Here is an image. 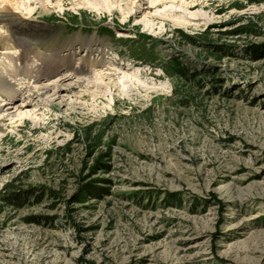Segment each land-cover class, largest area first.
<instances>
[{
  "label": "rangeland",
  "instance_id": "1",
  "mask_svg": "<svg viewBox=\"0 0 264 264\" xmlns=\"http://www.w3.org/2000/svg\"><path fill=\"white\" fill-rule=\"evenodd\" d=\"M118 1L0 0V72L23 46L111 74L0 85V264H264V2Z\"/></svg>",
  "mask_w": 264,
  "mask_h": 264
},
{
  "label": "bare ground",
  "instance_id": "2",
  "mask_svg": "<svg viewBox=\"0 0 264 264\" xmlns=\"http://www.w3.org/2000/svg\"><path fill=\"white\" fill-rule=\"evenodd\" d=\"M99 1V3L104 7L103 8V11L105 10V11H107L108 13H110V14H112L113 13V15L115 14L114 12H113V10L116 8V9H118L119 11H120V13H121V9L123 8L122 6H121V4L119 3V1L117 0V2H116V0H98ZM143 0H140V2H142ZM176 1V0H175ZM139 2V3H140ZM185 2V1H184ZM193 2H191V3H189V4H186L185 3V6H187V8H190L191 6H193L194 4H192ZM6 5L2 8V9H0V19L2 18V17H6V18H8V19H10L9 21H11V20H17V19H23L21 16H19L18 14H15L12 10H10V7H8V5H7V3H5ZM156 4H157V2H152L151 3V6L153 7V8H155V6H156ZM194 7V6H193ZM107 9V10H106ZM139 9V8H138ZM147 10H149V11H151L149 8L147 9ZM100 11H102V10H100ZM133 9H129V15L130 14H132L133 13ZM144 11L145 10H141V9H139V10H137V12H135L134 14H133V16L132 17H136V16H138V15H140V14H143L144 13ZM143 12V13H142ZM174 14L176 15L177 14V12L175 13L174 12ZM180 14V13H179ZM35 15V14H34ZM125 15V9L123 8V12L121 13V16H122V18H123V16ZM178 15V14H177ZM129 17V16H128ZM189 18H191V19H195V17H189ZM2 20V19H1ZM27 20V19H26ZM25 20V21H26ZM3 21V20H2ZM7 21L8 20H6L5 21V24L7 23ZM8 21V22H9ZM19 21V20H18ZM30 20H28V22H29ZM1 22V21H0ZM13 22V21H12ZM11 22V23H12ZM2 23V22H1ZM23 23V22H22ZM26 23V22H25ZM10 24V23H9ZM18 25V24H17ZM31 25V24H30ZM37 25V24H36ZM10 26H12V25H10ZM33 26V25H32ZM8 26H7V29L6 30H8ZM16 28V27H15ZM19 27H17V29H18ZM20 28H21V26H20ZM19 28V29H20ZM36 28V27H35ZM29 29V28H28ZM27 29V30H28ZM33 29V28H32ZM24 31V30H23ZM7 32V31H6ZM16 32V31H15ZM15 32H14V34H15ZM18 32V31H17ZM20 32V31H19ZM22 33V32H21ZM12 34V33H11ZM24 35H25V33H24ZM28 35V34H27ZM20 36H22V35H20ZM8 37V36H7ZM26 37V36H25ZM17 38V37H16ZM27 38V37H26ZM10 39V38H9ZM5 42H6V38H5V36L4 35H2V34H0V49H3V47H4V45H5ZM25 45H27L28 47H30V45H29V43L27 42V41H22ZM19 43V42H18ZM76 43V42H75ZM20 44V43H19ZM15 45H16V43H15ZM18 45V44H17ZM24 45V46H25ZM33 45V44H32ZM22 48V50H21V52L19 53V54H15V55H7L6 56V58H8V64H6V63H3V66L5 67V66H7V67H5V69H4V71L2 72H0V85H1V87L3 88V90H4V88H6V89H9L10 87H9V85L10 84H8V82H7V78H8V76L9 77H11V78H14L15 77V75L17 74V73H19V72H21V73H23L22 75H25V77H28V78H30V79H34L35 80V83L36 84H39V83H42V82H44V81H49L50 80V83H53L52 85L54 86V89L56 90V92H54L53 94H59V95H62V93L64 94V93H66V94H68L69 93V95L70 94H75V95H78V94H82V93H78V90L81 88V89H83V90H85L86 89V91H87V88L89 87L86 83H91V84H94V85H99L98 84V81L100 80V81H104L106 78L110 81L111 80V78H110V75L107 73L108 71H104V70H102V69H97V71H95L94 72V74H92L93 76H89L88 74V72H87V70L86 69H80V70H78V68H79V66H76V67H71L70 66V68H69V59H70V57H69V59L67 58V60L66 59H63L62 58V56L59 58V57H56L55 55H54V53L53 54H50V55H45V56H42L41 54H36L35 53V55H36V57H35V59H36V63H35V61L33 60V58L32 57H30L31 55H33V54H29V52H31V51H29L28 52V50H30V49H24V47L22 46L21 47ZM89 48V47H88ZM99 50V49H98ZM58 51V50H57ZM60 51V50H59ZM35 52V51H34ZM53 52V51H52ZM15 53H17V52H15ZM33 53V52H32ZM56 53V52H55ZM63 53V52H62ZM5 54V53H4ZM9 54V53H8ZM34 55V56H35ZM117 55L119 56V54H117L116 53V58H117ZM40 56V57H39ZM59 56V55H58ZM81 57V59L80 60H82V61H84V63L85 62H87V58L86 59H83L82 58V56H80ZM79 57V58H80ZM88 57V56H87ZM91 57H92V55H91ZM3 58V57H2ZM6 58H5V60H6ZM32 58V59H31ZM72 59V58H71ZM4 60V59H3ZM108 60V59H107ZM121 61H123V59H120ZM1 61V60H0ZM89 61V60H88ZM39 62V64H37ZM94 62L96 63V61H95V59H94ZM124 62V61H123ZM71 63V62H70ZM78 63H79V65H81V62L80 61H78ZM89 63V62H88ZM46 64H49V66L48 65H46ZM97 64H98V67H100V68H102V67H104L105 66V62H104V60L103 59H101V60H99V61H97ZM114 64V63H113ZM120 65H124V64H120ZM129 65H130V63H129ZM93 66V65H92ZM3 67V68H4ZM84 67V66H83ZM91 67V66H90ZM107 67H109V66H107ZM111 67V66H110ZM113 69L111 70V71H113L114 73H116V75L115 76H117L118 77V79L119 80H122V79H127V80H129V81H131V80H133V78L132 77H134V75L132 76V75H129V74H127V72L125 71V68H123V67H120V66H114V67H112ZM88 69V68H87ZM93 68H91V70H92ZM1 70V69H0ZM137 71V73L139 74V71L138 70H136ZM17 72V73H16ZM104 72H106V73H104ZM67 73H70V76H72L73 78H68V77H65V75H67ZM89 76L88 78L86 77V76ZM7 77V78H6ZM17 77V76H16ZM15 77V78H16ZM85 77V78H84ZM74 78H77V79H74ZM80 78L81 79H86L87 81H85V80H80ZM24 79V78H23ZM91 79V81L92 82H88V80H90ZM25 80V79H24ZM27 80V79H26ZM32 84V83H31ZM43 84V83H42ZM102 86V85H101ZM79 89H78V88ZM78 90H77V89ZM90 88V87H89ZM47 89H50V87L49 86H44L43 87V90H47ZM100 89V88H99ZM1 90V89H0ZM12 90V89H11ZM77 90V91H76ZM40 91V90H39ZM4 94H5V92H3ZM7 93V92H6ZM9 93V95H8V97L11 95V94H13V92L12 91H9L8 92ZM6 95V94H5ZM11 97H13V96H11ZM33 98V97H32ZM4 106H7L8 108H7V110H4L3 108H1L2 107V105H1V107H0V113H2V114H4V113H7V111H9L10 109H14V108H16V111H18V115L17 116H19V117H21V116H26V115H24L23 114V110H21L22 108H25L24 107V105L23 104H20V105H16V103H15V99H10V100H8L7 101V103L6 104H4ZM26 106H28V105H26ZM19 110L21 111V112H19ZM12 111V110H11ZM10 112V111H9ZM30 113V112H29ZM8 114V113H7ZM1 115V114H0ZM9 117L11 116V114H9L8 115ZM7 116V117H8ZM30 117H34V115L33 114H31L30 113Z\"/></svg>",
  "mask_w": 264,
  "mask_h": 264
},
{
  "label": "trees",
  "instance_id": "3",
  "mask_svg": "<svg viewBox=\"0 0 264 264\" xmlns=\"http://www.w3.org/2000/svg\"><path fill=\"white\" fill-rule=\"evenodd\" d=\"M247 1L248 3H261V2H264V0H245ZM186 39H189V40H192L190 39L189 37H186ZM253 53V52H252ZM255 53H258V52H255ZM180 65V64H179ZM178 73L182 79V81H184V83H194L195 82V75L193 72H190L188 69H185V68H178ZM18 196V195H17ZM16 194L15 195H12L10 197V200H8V202L10 201V203H13L11 201L15 200V198H17ZM175 196H172V198H174ZM9 199V198H8ZM175 199V198H174ZM176 199H177V196H176ZM7 201V200H6Z\"/></svg>",
  "mask_w": 264,
  "mask_h": 264
}]
</instances>
